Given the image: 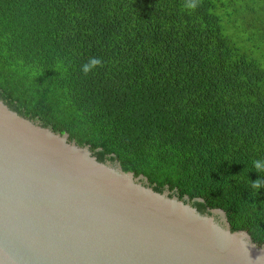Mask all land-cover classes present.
I'll use <instances>...</instances> for the list:
<instances>
[{
	"label": "trees",
	"instance_id": "16d2710c",
	"mask_svg": "<svg viewBox=\"0 0 264 264\" xmlns=\"http://www.w3.org/2000/svg\"><path fill=\"white\" fill-rule=\"evenodd\" d=\"M196 2L0 0V98L260 247L264 0Z\"/></svg>",
	"mask_w": 264,
	"mask_h": 264
},
{
	"label": "water",
	"instance_id": "95a60500",
	"mask_svg": "<svg viewBox=\"0 0 264 264\" xmlns=\"http://www.w3.org/2000/svg\"><path fill=\"white\" fill-rule=\"evenodd\" d=\"M68 138L0 98V264H264L223 210L200 213Z\"/></svg>",
	"mask_w": 264,
	"mask_h": 264
},
{
	"label": "clouds",
	"instance_id": "9594fccd",
	"mask_svg": "<svg viewBox=\"0 0 264 264\" xmlns=\"http://www.w3.org/2000/svg\"><path fill=\"white\" fill-rule=\"evenodd\" d=\"M184 7L187 10H194L197 7V2L196 0H186ZM99 65H102V61L100 59L90 58L88 62L84 63L81 66V70L85 75H87L89 72H91L94 68H96ZM252 167L253 170L259 174V176L254 182L250 181V187L253 190L259 192L261 188H264V177H262L261 175L262 173H264V158L253 160Z\"/></svg>",
	"mask_w": 264,
	"mask_h": 264
}]
</instances>
